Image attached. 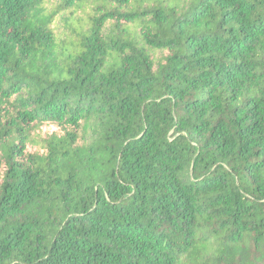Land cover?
Masks as SVG:
<instances>
[{
  "label": "trees",
  "instance_id": "1",
  "mask_svg": "<svg viewBox=\"0 0 264 264\" xmlns=\"http://www.w3.org/2000/svg\"><path fill=\"white\" fill-rule=\"evenodd\" d=\"M0 264H264V0H0Z\"/></svg>",
  "mask_w": 264,
  "mask_h": 264
}]
</instances>
